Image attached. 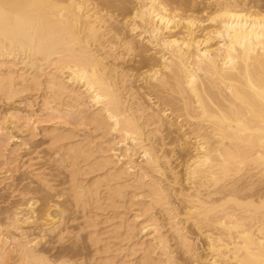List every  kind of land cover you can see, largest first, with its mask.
I'll list each match as a JSON object with an SVG mask.
<instances>
[{"label": "bare ground", "instance_id": "bare-ground-1", "mask_svg": "<svg viewBox=\"0 0 264 264\" xmlns=\"http://www.w3.org/2000/svg\"><path fill=\"white\" fill-rule=\"evenodd\" d=\"M97 1L0 0V97H43L53 123L34 130L81 215L76 238L92 249L81 263L181 264L179 249L189 264H264V11L209 0L204 25L176 0ZM149 49L156 57L137 88L116 62ZM165 132L186 152L188 189L174 188L152 141ZM11 142L0 126L4 165L22 159ZM23 201L0 222V264H77L39 247L48 234L64 241L68 207Z\"/></svg>", "mask_w": 264, "mask_h": 264}, {"label": "rangeland", "instance_id": "rangeland-1", "mask_svg": "<svg viewBox=\"0 0 264 264\" xmlns=\"http://www.w3.org/2000/svg\"><path fill=\"white\" fill-rule=\"evenodd\" d=\"M111 1L115 0H98L97 2L102 4ZM248 2L250 4L249 6L254 7L252 10L264 11V0H249ZM114 4L118 3L114 2ZM133 4L134 2H131L129 6H135V4ZM116 6L112 9L110 8V12L120 21L122 20L123 12L119 9V5ZM171 6H178L180 12L184 13H189V11L194 8V14L203 21V24H209L207 17L212 12L209 0H176L175 4ZM148 48H150V46H148ZM152 53L155 55V52L149 49L146 53L128 55L126 58L124 56L123 61L120 59L118 61L119 64L117 62L116 64L120 65L119 67L123 66L124 70L127 72L129 70L132 75L131 77L135 79V84L133 83L135 86L136 84L138 87L143 86L142 82L139 80L144 71L148 69L146 67L147 64L156 57V55L154 56ZM142 92H146V89H142ZM41 95H43V93ZM42 99L43 97L39 96L35 91L21 92L12 99L0 97V126L7 127L9 133L16 142V144L15 142H11V148L14 150L11 156L14 159L17 156L22 158L11 164L4 165L5 158L0 157V222L5 220L6 215L13 214L18 210L21 204L24 203L23 198H25V196L26 198L29 196H36L40 201V208L48 203L61 204L62 207H68V212L61 225L62 232L63 230L67 231L64 232V241L60 242L55 233L48 234L46 236L47 238L41 242L39 247L53 258L59 259L67 257L78 261L76 262L77 264H82L81 261L83 259H88V257L92 255V249L84 235L80 239L76 238V234L80 230V223L82 222L81 215H77L74 212V208L69 205L70 203L67 201L68 199L66 196H61L64 185L62 172H59L61 170L57 168L54 155L43 143L42 135H37L34 130L37 121H40L39 123L42 125H51V123H53V121H51L52 119L50 120V118L45 117L46 108ZM164 134L165 135L160 138L157 135L154 136L152 141L155 146L158 148L160 147V153L164 154L169 160L168 167L165 165L167 176L169 175L168 177H170V179H173L174 175L177 177L174 178L177 182L174 188H177V191H180V189H188L189 185L185 179L186 152L179 150L178 144L173 140V135L169 136L166 132ZM6 170L9 172L4 173ZM169 170H172L173 174H171ZM37 173L46 177L48 181L50 180L48 183L54 186L55 191L48 190L40 180L38 181ZM173 200L182 213L180 219H182L185 226L197 236L198 231L196 228H194L192 223L183 216L185 204L176 198H173ZM32 229L30 235L34 234L35 237L39 236L38 229L34 227H32ZM202 239L199 240L197 247L202 258H205L210 254L207 242H205L206 240ZM176 253L181 264H189L191 262L192 259L183 254L181 250L178 249ZM85 264L87 263L85 262Z\"/></svg>", "mask_w": 264, "mask_h": 264}]
</instances>
